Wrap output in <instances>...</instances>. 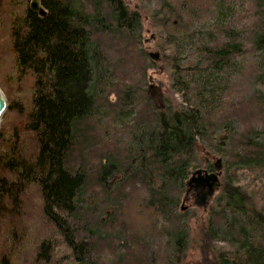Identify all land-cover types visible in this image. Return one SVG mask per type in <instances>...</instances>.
<instances>
[{
	"label": "trees",
	"instance_id": "16d2710c",
	"mask_svg": "<svg viewBox=\"0 0 264 264\" xmlns=\"http://www.w3.org/2000/svg\"><path fill=\"white\" fill-rule=\"evenodd\" d=\"M234 2L157 0L148 12L126 0H40L42 14L31 0H0V17L14 8L11 51L32 90L27 107L10 100L8 139L0 130V264H182L195 215L187 182L219 158L217 205L194 217L199 264H264V207L234 176L264 167V0ZM145 14L177 46L181 101L151 94V70L168 55L150 56ZM200 17L215 20L182 48ZM239 65L253 85L220 93L215 73Z\"/></svg>",
	"mask_w": 264,
	"mask_h": 264
},
{
	"label": "rangeland",
	"instance_id": "374dc122",
	"mask_svg": "<svg viewBox=\"0 0 264 264\" xmlns=\"http://www.w3.org/2000/svg\"><path fill=\"white\" fill-rule=\"evenodd\" d=\"M126 1L130 6L131 4L135 5L136 3L142 2L145 5L148 12H151L154 8H157L159 6L157 0H126ZM28 3H30V0H28ZM234 3H235L234 11L235 10L239 11L245 8V5L247 4V0H235ZM5 8L9 10V12L7 14L2 13L0 17V70H3L0 73V88L3 90L7 98L8 105L10 103V100L12 101L17 100L23 106L27 107L28 105H30L31 97H32L31 87L27 85V82H30L31 78H27L28 75L26 74L20 79L17 78L18 67L14 61V55L11 51V45L9 39L10 36L9 18L11 16L13 17L14 8L12 6H5ZM146 15L147 14H145L146 19L144 25L146 28L151 29L150 30L151 32H148L149 34L148 37L145 39L146 47L150 48L151 50H157L160 53L161 51H163L168 55L166 61L163 62V64L160 65L159 68H155L151 70V74H152V77L150 78L151 86H152L151 94L155 98H158L159 92L168 91V93H170L168 94L169 96L177 98L179 101H181L184 99L182 91L175 90L172 85L173 83L171 77L172 66L170 67L171 60L169 59L172 56V54L177 50V46L175 45V43H172V41L167 42L166 31H164L159 24L157 23L153 24L151 22L150 17ZM214 20L215 18L213 19L211 17L201 18L200 21L202 23L198 22L197 26L196 25L194 26L193 35L187 33L182 37L181 39L182 48L189 49V47L197 40L199 35H202L201 33H204L208 30V28L213 24ZM152 34H154V38H152ZM159 63L161 64V62ZM209 72L211 71L209 70ZM2 74L5 75L7 82H4L2 80ZM202 74H203L202 77L196 75L195 76L196 80L202 82L205 78L204 74H206V72H203ZM215 75L216 78L219 79L216 82V86L218 90H220V93L224 92V88H229L230 93L241 94L246 92L247 89L253 85L251 81H247L249 78L246 80L242 77L240 65L236 69L233 70L228 69L227 72L222 71L220 73H215ZM198 84L202 85V83H198ZM212 86H213L212 84L210 85L206 84V90H210ZM11 124H12V112L8 111V107H7L0 122V130L2 128V134L7 139L12 132ZM121 132L124 133V131ZM107 136L112 137L110 133H108ZM232 172L233 169H229L228 171L229 175L232 174ZM222 176L223 173L220 178H222ZM234 176H236V178L238 179L237 183L243 186L251 195L255 197L258 207L260 208L264 207V167L263 169L240 168L238 169L237 172H235ZM223 180L225 179L223 178ZM223 180L221 179V181ZM218 189L219 187L212 196V199L210 201H207L206 204L201 205V207L198 206L197 204L195 193L193 191L192 192L188 191L189 199L186 201L185 204L187 206V210L190 211L191 214L195 213V215L194 216L188 215L189 224H190L189 229L191 231V240H189L186 250V255L184 257L182 264H199L200 253L194 241L197 240V231L199 230V224L196 223L194 217H200L204 219L202 215L205 216L209 210L216 207L217 198L220 195ZM216 246L218 250L222 249L224 251H231L233 247L226 242H218L216 243Z\"/></svg>",
	"mask_w": 264,
	"mask_h": 264
},
{
	"label": "water",
	"instance_id": "95a60500",
	"mask_svg": "<svg viewBox=\"0 0 264 264\" xmlns=\"http://www.w3.org/2000/svg\"><path fill=\"white\" fill-rule=\"evenodd\" d=\"M30 6L35 11H38L40 13L45 12L40 4V0H31ZM152 38H154V34H152ZM150 56L157 61L161 58V54L159 51H151ZM7 107V98L3 90L0 88V122ZM215 167V171H209L208 169L202 167L193 170L187 182V185L189 187L188 191H190L192 187H197L199 185H204L207 187V191L202 195L203 200L202 202H200V205L206 204L207 201H209V198L213 196V194L216 192V189L221 184L220 175L222 171L220 169L222 167V163L220 158L215 162Z\"/></svg>",
	"mask_w": 264,
	"mask_h": 264
},
{
	"label": "flooded vegetation",
	"instance_id": "af4514ba",
	"mask_svg": "<svg viewBox=\"0 0 264 264\" xmlns=\"http://www.w3.org/2000/svg\"><path fill=\"white\" fill-rule=\"evenodd\" d=\"M192 191L195 193L197 204H200V202H202V200H203L202 195L204 194V192L207 191V187L204 185H199L197 187H192L191 192ZM211 199H212V197L209 198V201Z\"/></svg>",
	"mask_w": 264,
	"mask_h": 264
},
{
	"label": "bare ground",
	"instance_id": "6f19581e",
	"mask_svg": "<svg viewBox=\"0 0 264 264\" xmlns=\"http://www.w3.org/2000/svg\"><path fill=\"white\" fill-rule=\"evenodd\" d=\"M42 14H43V13H42ZM158 24H159V25L163 28V30H164V28H165L164 25H163L162 23H158ZM186 34H187V33H184V32H183V36L186 35ZM183 36H182V37H183ZM202 168H204V167H202ZM222 168H223V167H221V169H222ZM221 169H220V170H221ZM191 173H192V172H191ZM221 175H222V173H221ZM221 175H220V177H221ZM220 180H221V178H220Z\"/></svg>",
	"mask_w": 264,
	"mask_h": 264
}]
</instances>
